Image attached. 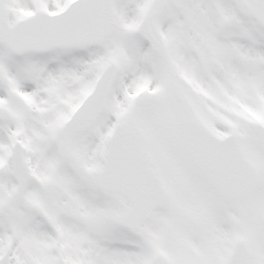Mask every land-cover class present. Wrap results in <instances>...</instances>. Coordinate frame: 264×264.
<instances>
[{
    "label": "snow or ice",
    "instance_id": "6c2138e0",
    "mask_svg": "<svg viewBox=\"0 0 264 264\" xmlns=\"http://www.w3.org/2000/svg\"><path fill=\"white\" fill-rule=\"evenodd\" d=\"M0 264H264V0H0Z\"/></svg>",
    "mask_w": 264,
    "mask_h": 264
}]
</instances>
